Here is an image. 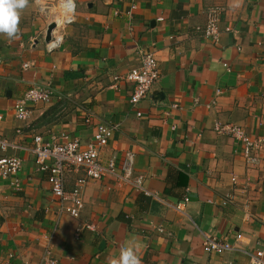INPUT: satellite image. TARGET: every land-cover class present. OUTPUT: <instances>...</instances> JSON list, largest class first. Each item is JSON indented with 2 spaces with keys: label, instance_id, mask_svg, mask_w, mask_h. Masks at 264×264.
<instances>
[{
  "label": "crops",
  "instance_id": "obj_1",
  "mask_svg": "<svg viewBox=\"0 0 264 264\" xmlns=\"http://www.w3.org/2000/svg\"><path fill=\"white\" fill-rule=\"evenodd\" d=\"M72 1V21L52 51L49 20L34 0L17 36L0 35V137L21 147L0 156L22 163L19 188L0 180V264H38L46 245L57 264H110L127 246L142 264H249L264 241V150L248 165L240 144L213 126L264 139V0ZM215 6L224 8L216 43L195 31ZM139 51L154 54L160 78L133 106V83L114 87L113 77L137 67ZM46 85L52 99L29 104V118L17 120L15 100ZM100 124L116 127L100 161L114 160L120 172L132 155V174L156 198L113 177L87 179L84 207L72 218L49 204L32 138L61 143L65 135L85 150ZM80 177L69 173L66 191ZM84 225L92 229L79 231ZM236 235L240 248L203 251L205 236L233 243Z\"/></svg>",
  "mask_w": 264,
  "mask_h": 264
},
{
  "label": "built area",
  "instance_id": "obj_2",
  "mask_svg": "<svg viewBox=\"0 0 264 264\" xmlns=\"http://www.w3.org/2000/svg\"><path fill=\"white\" fill-rule=\"evenodd\" d=\"M38 9L45 14L49 20L48 25L53 24L54 29L51 32V39L48 41L47 49L49 51L58 47L61 41V32L68 25L74 15V3L72 0H55L54 5L47 3L48 0H34ZM51 6H53L51 8ZM62 10H67L63 14ZM224 8L215 6L206 10V22L203 26H198L195 31L200 33L205 39L216 43L221 35L220 20ZM232 30L227 27L225 32ZM140 62L135 68H132L125 75L114 76V87L120 81L133 83V91L130 96V103L135 106L141 100L145 99L152 90V87L160 78V70L157 60L153 53L148 51H139ZM28 64L24 65L27 68ZM226 67V65H225ZM54 93L49 85L34 86L28 89L22 96L14 102V117L19 121H26L30 116L29 104L48 103ZM137 116H140L138 113ZM116 127L100 124L96 127L94 142L81 150L77 140L62 135L63 142L46 143L41 136H33V146L29 149L34 156V162L38 170L47 173V182L51 198L50 205H57L59 212L65 213L72 218H78L83 207L81 198V189L89 180H101L105 176L113 177L117 181L131 186L134 190L142 192L144 195L156 198L144 189L142 175L132 174L133 156L128 154L120 164L118 172L114 160H108L102 163L99 159V150L113 136ZM214 132L226 135L241 146V153L244 161L248 165H256L259 162L258 152L264 150V139L251 138L244 130L233 124H223L216 122L213 126ZM19 131H17V134ZM21 149L15 141L0 137V153L8 150ZM21 160L15 156H0V180L10 181V183L19 188L18 174L21 170ZM83 173L84 177L77 178L73 183L71 191H66L64 185L66 176L69 173ZM235 183V178L232 179ZM92 229L90 225H84L80 228ZM162 233L161 228L157 229ZM203 251L205 253H223L232 249L240 248L239 243L243 240L242 235H236L233 243L224 239L212 236H205ZM11 257V256H9ZM38 264H57L56 259L51 255L49 245L43 249L41 259ZM249 264H264V241L258 244V248L249 254Z\"/></svg>",
  "mask_w": 264,
  "mask_h": 264
},
{
  "label": "clouds",
  "instance_id": "obj_3",
  "mask_svg": "<svg viewBox=\"0 0 264 264\" xmlns=\"http://www.w3.org/2000/svg\"><path fill=\"white\" fill-rule=\"evenodd\" d=\"M28 0H0V35L13 39L18 34L21 13ZM110 264H142L134 246L121 247Z\"/></svg>",
  "mask_w": 264,
  "mask_h": 264
},
{
  "label": "water",
  "instance_id": "obj_4",
  "mask_svg": "<svg viewBox=\"0 0 264 264\" xmlns=\"http://www.w3.org/2000/svg\"><path fill=\"white\" fill-rule=\"evenodd\" d=\"M54 29V25L53 24H50L47 26V30H46V41H50L51 39V32L52 30Z\"/></svg>",
  "mask_w": 264,
  "mask_h": 264
},
{
  "label": "rangeland",
  "instance_id": "obj_5",
  "mask_svg": "<svg viewBox=\"0 0 264 264\" xmlns=\"http://www.w3.org/2000/svg\"><path fill=\"white\" fill-rule=\"evenodd\" d=\"M55 3V0H53V4Z\"/></svg>",
  "mask_w": 264,
  "mask_h": 264
},
{
  "label": "trees",
  "instance_id": "obj_6",
  "mask_svg": "<svg viewBox=\"0 0 264 264\" xmlns=\"http://www.w3.org/2000/svg\"><path fill=\"white\" fill-rule=\"evenodd\" d=\"M28 1H30V0H28Z\"/></svg>",
  "mask_w": 264,
  "mask_h": 264
}]
</instances>
